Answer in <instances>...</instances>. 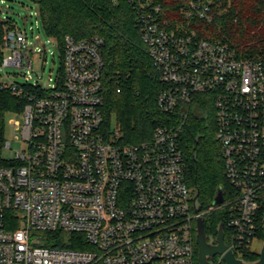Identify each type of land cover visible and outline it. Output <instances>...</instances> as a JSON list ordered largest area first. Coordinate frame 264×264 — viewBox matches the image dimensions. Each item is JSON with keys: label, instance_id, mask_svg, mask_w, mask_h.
<instances>
[{"label": "built area", "instance_id": "1", "mask_svg": "<svg viewBox=\"0 0 264 264\" xmlns=\"http://www.w3.org/2000/svg\"><path fill=\"white\" fill-rule=\"evenodd\" d=\"M129 1L163 85L159 108L184 122L196 95L214 102L230 183L221 186L224 200L196 211L183 123L159 126L140 142L121 139L105 110L104 39L67 35L62 79L48 87L0 82L26 100L22 120L7 121L26 147L0 163V264H196L197 219L214 209L227 215V249L238 257L255 250L264 198L263 61L190 27L196 17L212 19L208 1H190L184 22L163 20L155 0ZM6 2L0 0V67L32 69L31 50L42 52L46 43L31 47L27 28L2 17ZM51 232L75 235L81 248L46 245ZM216 257L214 264H225Z\"/></svg>", "mask_w": 264, "mask_h": 264}, {"label": "trees", "instance_id": "2", "mask_svg": "<svg viewBox=\"0 0 264 264\" xmlns=\"http://www.w3.org/2000/svg\"><path fill=\"white\" fill-rule=\"evenodd\" d=\"M39 5L40 18L48 37L58 43L64 77L65 37L77 39L100 36L104 39L106 60L103 80L105 110L115 116L122 140L136 143L150 139L155 129L170 123L182 125L180 139L188 164V182L204 210L212 205L220 186H230L216 136V116L212 98L195 96L189 116L162 111L158 94L163 85L148 46L142 38V28L136 5L129 0H32ZM192 0H155L161 6L160 16L168 22H184V10ZM211 5L210 21L194 18L190 25L201 36L228 43L240 57L262 60L264 63V0H205ZM24 98L0 83V152L6 140L7 117L21 113ZM200 134L199 142L196 141ZM197 155V159H195ZM0 163H5L0 157ZM264 198L258 218V237L263 240ZM220 222L227 223L224 209L205 214L207 234L217 235ZM227 231V227H226ZM75 235L62 232L46 234V245L81 248L73 243ZM196 264L198 246L195 243ZM260 256L249 249L242 254L246 260ZM215 257L214 261H216Z\"/></svg>", "mask_w": 264, "mask_h": 264}, {"label": "rangeland", "instance_id": "3", "mask_svg": "<svg viewBox=\"0 0 264 264\" xmlns=\"http://www.w3.org/2000/svg\"><path fill=\"white\" fill-rule=\"evenodd\" d=\"M5 4L6 7L2 12V17H9L14 20L19 27L27 28L29 38L32 41L31 47L35 48V46H38L43 48V43H46V48L43 49L42 52L31 50L30 57L33 61L32 69L28 66L20 68L13 65H8L4 67V69L0 67V82H38L43 87L54 84L60 76L62 56L58 43L56 40L49 39L43 28L42 19L37 15L39 5L32 0H7ZM37 21H39L38 25ZM31 27L34 28V33ZM36 35H40L41 39L38 40ZM5 72H7L8 75ZM27 76L29 77L28 79ZM11 115L21 120L23 118L22 114L13 113L8 115L7 121ZM16 134L17 133L7 124L6 140L11 141V148L5 146L1 148L0 157L2 160L11 158L17 150H22L26 147L22 139H16ZM262 244L263 240H255L253 249L260 252Z\"/></svg>", "mask_w": 264, "mask_h": 264}, {"label": "water", "instance_id": "4", "mask_svg": "<svg viewBox=\"0 0 264 264\" xmlns=\"http://www.w3.org/2000/svg\"><path fill=\"white\" fill-rule=\"evenodd\" d=\"M200 135L197 136L196 141L199 142ZM197 159V155H195ZM224 196L221 186L218 188V192L212 204H218L223 202ZM195 209L197 212L202 211L203 207L199 200V190H197L195 197ZM263 244L259 252L260 256L256 260H246L242 257H238L233 250L227 249L225 242V228L224 222H220L217 228L218 235L216 237L210 236L205 230V216L200 215L197 219L196 228V243L198 246V263L199 264H214L212 261L216 255H223L225 264H264V216H263Z\"/></svg>", "mask_w": 264, "mask_h": 264}, {"label": "flooded vegetation", "instance_id": "5", "mask_svg": "<svg viewBox=\"0 0 264 264\" xmlns=\"http://www.w3.org/2000/svg\"><path fill=\"white\" fill-rule=\"evenodd\" d=\"M199 135H200V134H199ZM210 207H211V205H210ZM224 228H225V235H226V227H225V223H224ZM208 235L213 236V237H216V236L218 235V233H217V235H215V234H208ZM215 257H216V256H215ZM215 257H213V259H212L213 262H214Z\"/></svg>", "mask_w": 264, "mask_h": 264}]
</instances>
